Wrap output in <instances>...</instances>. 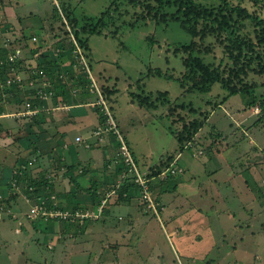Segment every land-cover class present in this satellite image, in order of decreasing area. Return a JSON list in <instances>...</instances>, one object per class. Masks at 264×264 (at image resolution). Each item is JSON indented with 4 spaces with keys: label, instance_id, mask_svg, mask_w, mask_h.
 I'll return each mask as SVG.
<instances>
[{
    "label": "rangeland",
    "instance_id": "obj_1",
    "mask_svg": "<svg viewBox=\"0 0 264 264\" xmlns=\"http://www.w3.org/2000/svg\"><path fill=\"white\" fill-rule=\"evenodd\" d=\"M192 1L204 5L219 4V0ZM229 1L232 5L238 4L250 13L264 17V0ZM110 2L111 0H0V39L9 35L17 36L21 46H24L25 41H32L35 43L34 46L39 45L38 49L41 50L44 40L48 38V42L51 43L55 38L51 37L52 34H62L61 30H58L61 27L60 22L53 13L55 6L58 7L61 19L67 21L63 16L68 14L75 28L90 22L93 18L107 19L113 14L116 19L113 23L109 22L101 34L89 35L88 32L81 34L83 41L88 40L86 50L83 49V52L87 55L92 75L99 87L103 85L116 90L112 96V103L107 99L106 102L112 108L115 121H119L120 129L128 131L123 135L127 143L130 142L140 171H144L146 166L157 165L160 159H165L167 155L176 151L177 142L168 130L171 123L173 128L179 129L182 123L202 119L201 116L206 114V121L192 141L196 142L195 145L192 147V142L188 143L189 149L184 150V157L180 162L182 164L184 158L192 153L199 158H205L207 170H203L199 162V167L195 164L192 172L186 170L183 173L177 171L171 174L167 170L178 168L177 164H172L165 174L186 183L181 185L184 187L179 189L180 195L176 202L177 204L186 202L187 205L183 204V210L177 214L182 212L181 215L191 217L193 214L197 215L188 221L184 220L187 224L186 229L183 228L184 234L181 232L175 237L171 234L173 224L168 222L165 213L153 214L143 205L142 210L146 215L149 214L146 216V222H143L144 231L138 224L132 227L123 224V221L117 224V213L104 218L101 215L103 212L97 214L95 211H89L94 212L97 217H87L91 223L83 225L82 232H79L77 225H69L71 219L63 222L59 218L50 219L39 215L35 218L29 217L32 208L22 197L18 203L20 214L13 220L14 213H11L13 219L7 214L9 204L6 200L0 204L3 213V215L0 213V264H264V230L260 227L264 222V212L261 213L260 199L257 206L255 201L248 206L241 204L234 196V193H238L235 190L236 185L231 182L230 187L226 182V167H231L233 172L232 164L237 154H242L245 149L248 151L251 147H256L258 156L253 155V163L259 161L264 164V119H259L260 114L256 106L247 105L246 101L250 95L235 94L224 100L229 92L220 82L210 83L208 92L188 88L192 82L194 85L199 84L201 76L205 77L206 73L211 76L216 71H224L223 79L232 76L231 72H228L230 63L223 52V46L219 44L218 36L199 33L192 37L177 23L157 22L143 17L141 9L124 5H120V11H116L110 6ZM253 29L251 23L245 21L241 33L255 41ZM22 35L26 40L21 37ZM191 42L195 47L193 54L204 66H208L207 71H201L189 64L185 65L184 60L188 59V55L177 53L178 46ZM149 69L156 71L151 73ZM183 77L188 80V85L184 87L181 82ZM231 81L239 87L246 85L259 99L264 98L263 74L250 73L245 76L238 74L237 77L231 78ZM159 92L163 96L168 93L164 105L156 100ZM132 93H144L148 97L149 105L141 107L137 99H134V103L131 102ZM90 99L94 102L96 96L92 95ZM171 105L172 107L178 105L177 111L174 112L176 116L172 115L173 118L169 117L167 112ZM83 107L88 111L96 110L90 103L83 104ZM89 113L92 119V114ZM13 119H18L22 126L26 124V118H7L11 126L4 127L7 130L3 129L0 133L15 136L10 138V143L26 136L25 132L18 130L19 127L15 125ZM81 131L76 127L70 128L67 140ZM88 135L85 139L89 141L93 134ZM220 136L222 140L219 139ZM250 141H253V146L250 145ZM210 144L217 146L218 154L209 151ZM115 145L117 153L116 139ZM201 150L203 154L199 155ZM207 155L217 160L211 161ZM2 158V161L5 158L7 160L3 162L6 165L4 173L10 169L11 176L13 173L19 174L16 172L19 169L22 172L26 170L22 163L13 164L10 156ZM217 164L222 166L221 170ZM4 165L0 168L3 169ZM244 171L242 174L244 178L252 184L253 182L260 184L257 177L259 174L250 180L246 175L247 168ZM10 176L0 186L2 193L6 194V197L3 195L0 200L6 199L10 193L13 194L10 189L18 187L23 191L26 185L25 181L13 185L15 179L13 177L10 180ZM230 191L233 197H229L230 200L227 202L226 194ZM74 196L73 200L77 201L79 197L76 191ZM35 199L32 207L44 200L42 197ZM262 199L264 200V196ZM55 200L59 203L65 199L56 196ZM161 200L166 205V197H162ZM251 209L252 215L246 213L247 210L251 212ZM130 210L124 208V214L121 215L127 217L126 214ZM199 216L208 222L209 237L216 242L209 252L204 250L209 241L208 237L201 233L202 230L196 228L199 223L195 219ZM248 222L257 224V227L252 229L254 234L241 227ZM88 226L90 228L86 229ZM203 227L204 233L207 234L208 228ZM248 232L252 235L249 233L243 236V233ZM187 233H193L199 239L198 242L205 243L195 244L196 240ZM242 249L247 251V257Z\"/></svg>",
    "mask_w": 264,
    "mask_h": 264
},
{
    "label": "crops",
    "instance_id": "obj_2",
    "mask_svg": "<svg viewBox=\"0 0 264 264\" xmlns=\"http://www.w3.org/2000/svg\"><path fill=\"white\" fill-rule=\"evenodd\" d=\"M2 93L3 92H1L2 97L0 98V100L2 99L3 101H6L4 102L6 104L4 105L3 113L0 114V132L3 131V129L4 131L7 130L4 127L11 126L9 125L7 118L16 117L10 115L19 111V109H15V107L20 108L21 106L17 104L16 99H13L11 96L10 99H7L8 97H6V95L3 96ZM90 96L91 95L86 91L79 92L77 96L74 97V100L76 101H70V104L66 103V108H57L55 107L56 105L52 102H45V108L44 110H42L44 112H42V114H40L38 117H32L33 120H29V118H26V124L24 126L19 123L18 119H13L15 121V125L19 127L18 130H22L23 132H25V138H17L10 143V138L12 139L15 136L0 133V167L4 165V161H7L6 158L2 161V157L8 155L11 157L10 161L13 164H25V177L27 180L33 181V179H35L41 183V187L32 197H28V195L24 194L22 190H19V188L10 189L13 192L14 197L10 200L8 205L9 208L7 209L9 218H14L13 220H15L18 217V214H20L18 204L20 197L24 198L28 206H31V208H33L32 204L35 198L37 199L46 197L43 201L46 203H51V197H62L65 200H59L60 202L58 201L59 203H56L57 206L58 204L59 206H65V203L68 201L69 206H78L77 212H81L82 210H85L84 212H98L100 202L105 199L106 203L102 210V217H110L111 214L117 213V224H120V221H123V224L130 225L131 227L135 224H138L141 226L143 231L145 230V224H143V222H146V216H148L149 214L146 215L145 211L142 210L138 189L134 187L129 188L127 190L125 198H117L118 195L115 190L118 182L121 181V174H119L118 172V168L121 164L119 163V161H116V145L114 137L107 135L103 136L100 139L93 136V138L89 139V141L87 140L91 144L89 148H86L83 144H81V142H75V139L77 137H80L82 140H86V135H88L89 133H91L92 135L93 130L98 125V114L94 112L95 110L91 109L88 111V109L83 107V104L89 103L91 101ZM79 97H82V99H84L83 102H81L82 99H79ZM108 101L112 103L113 98L111 97V99ZM131 102L134 103L132 98ZM81 103L82 105H79ZM130 105L133 106V104ZM89 112H91L93 120L90 118ZM116 123L120 129L121 127L119 121H117ZM73 127H76L79 131H82L79 133H75L73 138L68 137L67 140V135H69L70 133V128ZM120 130L124 134L128 133L127 130ZM197 134L195 135V137H197ZM219 139L222 140L221 136ZM195 143L192 142V147L195 145ZM253 144V141H250V145L253 146ZM209 146V151H211V153H219V149L217 148V146L214 147V145L212 144H210ZM129 148H131V145H129ZM187 149H189L188 146L184 150ZM250 149L251 150L248 151L245 149V152H243V150L241 149L243 153L237 154V157L232 164V166L234 167L233 172L231 170V167H226V182L229 183L230 187L231 182L236 185L237 189L235 190H237L238 193H234V196H236L237 201L241 204H245L248 206L249 203L251 204L254 203L252 201H255V206H257V202L260 199L262 208L261 213H263L264 200L262 199V196H264V164L257 161L256 163L254 162L255 165L253 166V155L258 156V153L255 150L256 147H251ZM130 150L135 159L132 148ZM184 150L181 152L174 151V153L167 155L172 156L171 165H178V168H175L177 171L183 173L188 170L189 172H192L195 169V164L199 167L200 163L202 164V169L205 171L207 170L205 167V164L207 163L205 161V158H199L192 153L190 154V156L188 155L187 158H184V161L181 164L180 159L184 157ZM202 154L203 151L201 150V153L199 155ZM207 156L209 159H211V155ZM161 160L162 159H160L159 161ZM216 160L217 159L214 157L211 159V161ZM157 165H159V163ZM157 165L155 164L154 166H146L144 171H140L138 166L137 168L140 172H146L150 174L153 169L155 170V167ZM217 165L219 166V168H217L221 170L222 166L220 167L219 164ZM5 166L6 165H4L3 169L0 168V186L4 184L10 176V169L6 173H4ZM245 168H247L246 175L250 177V180L251 178L254 179L256 175L259 174L257 177L258 181H260V184L256 182H253L252 184L251 182H249V180L243 177L242 174H244L243 172H245ZM252 173L253 175H250ZM11 179L12 174L10 176V180ZM181 185H186V183L177 181L176 179H174V177H172V175H170L167 180H165V178L161 176V174L151 177L152 196L158 203L157 213H165L168 222L173 224L171 226L173 230L171 234L175 237H178L177 235H179V233L181 232H183L182 234H184L183 228L186 229L185 225H187L184 220L188 221L197 215L193 214L191 217L185 214L181 215L182 212L180 214H177L183 210V204L187 205L186 202L179 204H177L176 202L177 198L180 195L179 189L181 187H184ZM7 188L5 187V190ZM191 189H193V187H191ZM74 191L77 192L79 197L77 201L71 199L72 197H75ZM3 195L4 197H6V194H3L2 189H0V197H2ZM162 197H166V205L163 204L161 200ZM229 197H233V193H231V191L226 194L225 199L227 202L228 200H230L228 199ZM124 208L131 209L126 214L127 217H125V215H121L124 214ZM193 210L195 209L193 208ZM241 211L243 212L242 208ZM245 211L246 210H244V212ZM11 213H14L13 218ZM246 213L252 215L253 211L252 209L251 212L247 210ZM1 214L3 215V213ZM195 220L197 223H199L198 225H196V228L202 230L201 233L207 236L209 239V241L207 242V247L205 246L206 248L204 249L205 252H209L211 248L216 244L215 240L209 237L210 226L208 222L205 219L200 218V216ZM139 222H142V224H139ZM86 223L88 225L91 223V221H86L84 225ZM110 223L114 224L113 222ZM110 226L113 227V225ZM203 226L208 228L207 234L204 233ZM241 227H245L247 230H250L252 232V229L257 227V224L255 222H248L246 225ZM260 227L264 230V222L260 224ZM89 228L90 226H88L86 229ZM251 232H248L247 234L243 233V236L249 235V233L251 234ZM252 233L254 234V232ZM187 234L189 236L192 235L191 238L196 240V243L194 242L195 244L203 245L205 243L203 241L198 242L199 239L193 233ZM242 250L246 254L247 251L245 249ZM255 258H257V255L255 256Z\"/></svg>",
    "mask_w": 264,
    "mask_h": 264
},
{
    "label": "trees",
    "instance_id": "obj_3",
    "mask_svg": "<svg viewBox=\"0 0 264 264\" xmlns=\"http://www.w3.org/2000/svg\"><path fill=\"white\" fill-rule=\"evenodd\" d=\"M124 5L127 7H133V8H139L142 10V16L148 17L153 20L161 21L163 23L166 22H174L177 23L181 29L186 31L189 35L192 37H196L199 33L205 34V35H216L219 39V44L223 46V52L225 56L228 58V61L230 63V66L228 68V72L232 74L231 77L223 79L222 73L224 71H216L211 76L206 73V76H201L202 79L200 80L199 84H195L192 82L191 87L189 86V90H198L203 92H208L209 84L213 82H220L222 87L228 91V95L225 97L224 100H227L230 96L235 94L240 95H250V97L247 99L246 103L249 106H256L259 111V119H264V98L259 99L254 92H251L248 90L246 85L237 86L235 84H232L231 78L237 77L238 74L240 75H248L250 73L253 74H260L264 75V17H260L255 13L248 12L245 8H243L240 5H232L229 0H219V4L217 5H204L195 3L192 0H111L110 6L113 7V10L120 11L119 6ZM56 7V8H55ZM53 8L54 16L57 20H59L60 28L58 30L62 32L61 33H55L52 34L51 37H60V42L56 43L55 48H62L65 50V53L60 54L61 56L59 58L52 56L50 53L45 52L41 59H39L38 65L44 66L45 71L48 72L51 76H54V74L61 71L60 66V60L63 58V55H69V48L70 43L66 41L67 37V31L65 30L64 24L61 19V15L58 12V7L55 6ZM62 7V5H61ZM57 9V10H56ZM63 9V7H62ZM62 14V13H61ZM64 15V14H62ZM67 19V24L69 25L71 32L73 33L75 39L77 40V43L79 46L86 50L87 41H83L81 38V34L87 33V34H101L103 32V28L110 22L113 23L116 19L115 16L112 14L107 19L101 18H93L90 20V22L79 26L78 28H75L72 22L69 19L68 14L63 16ZM245 21H248L253 26V32H254V38L251 39L249 36L242 34L241 30L243 27V23ZM112 33V32H111ZM24 40H26L25 36H21ZM19 42V41H17ZM24 48L26 51L27 56H31L34 52L40 50L38 49L39 43H36L38 46H34V42L32 41H25ZM15 44V42H14ZM193 42L188 44H182L180 47L176 49L177 53H185L188 55V59L184 60L185 65H192L194 68H197L201 71H207L208 66H204L198 58L193 54L194 46ZM5 53L0 51V58L4 57ZM87 56V55H86ZM151 73L153 71H156V69H149ZM5 71V70H4ZM3 71V72H4ZM68 73H70V70H67ZM154 74V73H153ZM151 75V74H150ZM5 76V73H4ZM81 80V79H80ZM188 81V80H187ZM186 81V78L183 77L181 79L182 87L184 85H188ZM80 87H83L84 81L81 80ZM69 86L66 85L64 81L58 80V78H55L54 80V90H55V97L52 100V103L55 105H63V104H70V101H76L74 100L70 94ZM83 89V88H82ZM102 92L107 100H110L112 95L115 94L116 90L111 87H104L101 86ZM5 94L7 99H10V96L13 99H16L17 104L22 106L25 102V96L26 93L22 94L20 91H18L17 88H7L5 89ZM9 92V94H8ZM81 92H84L82 90ZM156 100L161 101V103L164 105L167 102L166 96L167 92L165 93V96L161 94L160 92L157 93ZM9 95V96H8ZM132 100L137 99L139 106L144 107L148 104V97L144 95V93L140 94H134L132 93ZM1 91H0V98H1ZM79 99H82V97H79ZM141 99V101H140ZM2 100V99H1ZM0 100V101H1ZM84 99L81 100L83 102ZM6 101L0 102V114L3 113L4 103ZM31 109H35L38 106L41 105V107L45 108V102L37 100L34 98L32 100ZM77 103V102H76ZM82 104V103H81ZM79 104V105H81ZM146 104V105H145ZM144 105V106H143ZM19 108V110L24 109ZM147 107V106H146ZM178 105L172 107H168V115L169 117H172V115H175L174 112L177 111ZM111 108V107H110ZM173 108V109H172ZM180 108L183 109L182 106ZM112 110V108H111ZM96 113L98 114V124L102 123L104 120L103 114L99 111V108H96ZM44 111H38V113L31 115V116H21L20 118H29V120H33L32 117H38L40 114H42ZM167 115V116H168ZM176 116V115H175ZM178 116V114H177ZM202 119H193L190 122H184L182 123L181 128H173L172 123L169 127V131L173 134L176 142H177V149L176 151H183L185 148H187L188 143L192 142L195 135L198 133V131L203 126L204 122L206 121V114L201 116ZM174 121V120H173ZM172 121V122H173ZM30 122V121H28ZM175 122V121H174ZM189 147V146H188ZM172 156H167L165 159H162L159 162V165L155 167V170L153 169L150 174L147 173V176L151 179L152 176H158L171 165ZM135 162V159H134ZM25 165V164H24ZM136 165V162H135ZM137 167V165H136ZM26 168V167H25ZM138 169V168H137ZM126 170V166H123L121 164L118 168L119 174H121L123 171ZM26 171V170H25ZM25 171H21L20 169L16 172H19V174L15 175L13 173L12 178L15 179V184L19 185L22 181L26 182V185L23 187L24 194L28 195V197L34 196V194L37 193L38 189L41 187V183L35 179L33 181H29L26 179ZM139 171V170H138ZM167 175L165 180L168 179ZM130 178H126L123 180L122 184L116 187V193L118 195V199L125 198L127 194V190L129 188H137V186L134 184V182L129 180ZM37 181V182H36ZM106 194V193H105ZM104 194V195H105ZM3 197V196H2ZM0 197V198H2ZM14 197L13 194H9V196L6 199L0 200V204H2L4 201L7 200L6 203L9 204L10 200ZM46 198V197H44ZM72 197L71 199H73ZM70 204V203H69ZM1 206V205H0ZM60 210L64 212H68L69 215L66 217V219L62 220L63 222L67 219H71L69 221L70 225H77V228L79 231H81V227H83L84 223L88 221L89 219L87 217H79L74 216L77 213L78 206H69L68 201L65 203V206H58ZM80 211V210H79ZM85 210H82L78 213H84ZM61 220V219H60ZM77 221V222H76ZM68 222V221H67ZM71 222H75L71 223ZM77 223V224H76Z\"/></svg>",
    "mask_w": 264,
    "mask_h": 264
},
{
    "label": "built area",
    "instance_id": "obj_4",
    "mask_svg": "<svg viewBox=\"0 0 264 264\" xmlns=\"http://www.w3.org/2000/svg\"><path fill=\"white\" fill-rule=\"evenodd\" d=\"M65 30L67 31L66 41L70 43L68 50L69 55H63L60 61L61 71L51 76L45 71L44 66H39L38 62L41 56L48 52L52 56L59 58L65 53L62 48H55L56 43L60 42V37L53 38V42L49 43L48 38L42 42L43 47L41 50L34 52L31 56H27L24 46H21L17 36H4L0 39V51L4 52V57L0 58V91L5 96V89L17 88L22 94L26 93L25 102L21 106L24 109L11 114L10 116H31L38 111L44 110L43 107L38 106L35 109H31L32 100L36 98L41 102H52L55 97L54 80L58 78L60 81H64L70 88V94L74 98L82 90L88 92L91 96H96V101L89 102L93 108H99V111L103 114L104 120L99 123L92 134L95 137L102 138L103 136H112L118 142V149L116 153V161L126 166V170L121 173V181L118 182L117 186L121 185L123 180L130 178L129 180L134 182L137 186L140 195L141 205L145 207L147 211L157 213L158 203L153 198L151 192V179L147 176L146 172L138 171L134 157L129 148L127 141L119 129L115 118L113 117L112 110L109 104L106 102V98L102 92L101 87L97 84L95 78L92 75L90 64L83 52V49L77 43L73 33L66 20H62ZM6 37V38H5ZM15 42V44H14ZM53 44V45H52ZM52 45V46H51ZM51 46V47H50ZM26 55V57H25ZM5 70V71H4ZM70 70V73L67 72ZM4 71V72H3ZM5 73V76H4ZM84 81V86L80 87L81 80ZM83 88V89H82ZM90 96V97H91ZM55 107L66 108V104L56 105ZM75 142H81L86 148L90 147V143L87 140H82L80 137L75 139ZM175 168L169 171L171 174H175ZM167 171L161 173V176L166 178ZM13 185H16L15 183ZM116 186V187H117ZM18 188V187H16ZM115 193V192H113ZM55 197H51V203L41 201L35 207L32 208L29 213V217L35 218L36 216L48 217L50 219L59 218L61 220L66 219L69 215L68 212H64L58 209L55 202ZM106 201L103 199L100 202L97 214H101ZM2 208L0 207V213ZM74 216L79 217H97L94 212L76 213Z\"/></svg>",
    "mask_w": 264,
    "mask_h": 264
}]
</instances>
